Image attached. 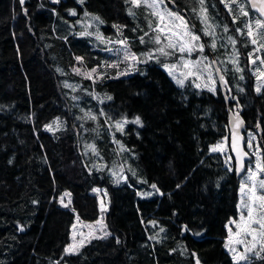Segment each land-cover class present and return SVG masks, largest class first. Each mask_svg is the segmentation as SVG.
Here are the masks:
<instances>
[{"label": "trees", "instance_id": "trees-1", "mask_svg": "<svg viewBox=\"0 0 264 264\" xmlns=\"http://www.w3.org/2000/svg\"><path fill=\"white\" fill-rule=\"evenodd\" d=\"M175 2L201 32L198 2ZM204 8L216 49L201 35L232 92L228 102L219 86H180L141 56L151 46L139 45L151 20L130 0H0V264H264V252L236 263L227 249L241 177L230 147L211 150L229 143V111L238 106L247 123L261 125L264 145V89L253 92L240 22L225 0H204ZM95 22L108 40L121 27L142 60L135 71H105L102 55L101 79L74 71L103 62L99 44L81 35ZM234 50L241 71L229 61ZM101 199L110 234L67 254L72 224L98 219Z\"/></svg>", "mask_w": 264, "mask_h": 264}, {"label": "snow or ice", "instance_id": "snow-or-ice-1", "mask_svg": "<svg viewBox=\"0 0 264 264\" xmlns=\"http://www.w3.org/2000/svg\"><path fill=\"white\" fill-rule=\"evenodd\" d=\"M21 4H23L24 0H20ZM58 3L59 0H56ZM81 3H83V0H80ZM130 2L135 6V7H141L143 6L149 11V14L151 17H153L156 21L155 26H153L152 22L149 21V28L152 30L153 35L151 36V42L158 45V47L155 49L154 52H149L146 54V59H156L159 60L160 56H170L174 55L176 52L181 53V61L182 63L179 64V67L185 69V71L181 72L179 77H177V64L173 65H168L164 64L163 67L169 72L170 75L173 76V78L176 79V83L180 86H183L185 84V80L188 79L189 77L193 78H199L201 74H206L207 79L209 81L213 80V75L214 73L219 74L221 71V68L218 66V62L216 61H209L207 57H203L201 55L200 58H198L195 61H192L191 59H184V54H186L188 57H191V54L196 51L199 53H203L205 44L201 42L200 40V35H196L193 31L192 28L189 27L188 21L184 19L182 15L179 14V12H173L167 7V2L174 3L175 0H130ZM199 4V11L197 13L198 18L201 20L203 23L204 27L201 30V34L205 36H210L212 37V42L209 45V47L213 50L216 49L217 44H216V33H215V26L209 23V18L207 16V11L204 8V0H197ZM253 8H258V6L253 3L251 5ZM228 8L229 12H231V5H226ZM239 9V15L240 16H247L248 13L244 10V6L242 4L238 5ZM130 14L132 13L131 9L129 10ZM193 12H197V9H193ZM258 11L261 13V19L255 20V22L248 21L244 24L243 29H237L241 33V35H246L250 39V43L252 45H258V41L256 38H253L254 32L253 28L257 30V35L261 38L264 39V7H259ZM75 14V13H73ZM237 16L234 15L232 17L233 21L235 22L237 20ZM95 19H99L96 17ZM102 23V21H101ZM247 30L246 32L244 30ZM224 32L228 31V28L225 26L223 28ZM81 35H90V33H81ZM145 35H148V33H145ZM101 38V37H98ZM140 42L145 43L144 37H140ZM117 43H120L124 45V60L125 61H130L131 63L129 64V68H133L135 64L140 63V59L138 56H136L134 53L130 52V49L127 47V41L126 40H120L117 41ZM228 43L233 45L235 49V44L237 41L229 37L228 38ZM261 48H264V43L259 44L254 51L259 52ZM253 53H249L251 56ZM238 56L239 52L238 50H234L233 57H230V62L234 65H238ZM78 61H82V57H77L76 58ZM259 59V57H257ZM253 64H256V60H252ZM260 64L264 65V59L260 60ZM111 67H119V64H112L110 65ZM59 71V69H58ZM74 71L80 72L79 69H74ZM97 71L96 68H93L91 72L88 73H81L86 76V78H91L92 73H95ZM237 71H241L237 67ZM257 71V79H260L261 77H264V72L260 70V68L256 69ZM122 75H126L127 72L121 73ZM218 78L224 82L225 84L227 81L224 80L223 75H218ZM243 77H241L242 79ZM66 87H72L71 85H65ZM197 88L201 87L200 84L195 85ZM204 87H209V90L212 91V89L208 84H205ZM257 91H260V86H257ZM107 99H111V97H107ZM103 114V113H101ZM86 118L89 119H96L95 116H91L90 114H86ZM128 121L126 120H121L115 122V127L118 130H123L122 125L124 123H127ZM135 123L140 124L141 120L139 117H136ZM53 123H57L54 121ZM236 123H241L238 120ZM49 130H51L50 126ZM89 148L92 149L93 152H95V146L94 145H89ZM233 151L237 153V162L239 165L238 171H243L244 170V164H243V157L248 156V153H241V151L237 148L235 139L233 140V143L231 145ZM248 147L251 148L252 145L249 142ZM213 152H224L225 151V146L224 142H221V144H218L216 146H213L211 149ZM258 160H259V154H257ZM231 159V157H229ZM264 172V166H261V164L258 162L256 165V171L253 172L251 168L248 169V176H247V181L248 183H245L241 186V206L243 209L247 210V220H245L244 213H241L240 216V221L245 222V226L242 227L240 222L237 221H232V223L235 225L237 228V235L243 234V235H249L250 233H253L256 231V229L252 228V224L256 223L257 226L262 230L261 231V237L264 238V216H261L260 220H255L253 217V205L259 201V207L260 209L264 210V194L257 195V187L259 190L264 193V179L259 180L258 182L256 181L255 177L257 176L258 173ZM117 183L120 182L118 179L116 181ZM251 184L252 186L249 188L248 184ZM153 188H156V185H152ZM179 187V185H177ZM247 189V192L245 191ZM67 195V194H66ZM61 203H63V198H61ZM67 207L68 205H64ZM155 226V222H151ZM73 228H75V225H73ZM20 230H23L21 228ZM163 231V229H161ZM231 231V229H229ZM107 235V233H105ZM255 238V237H254ZM229 241H232V236H229ZM237 243H244L242 239L237 240ZM81 246H83V241L81 242ZM66 253L70 254L75 251H78V248H76L74 245H69L66 248ZM241 259H245L246 257H240ZM197 264L199 262L197 261Z\"/></svg>", "mask_w": 264, "mask_h": 264}, {"label": "rangeland", "instance_id": "rangeland-1", "mask_svg": "<svg viewBox=\"0 0 264 264\" xmlns=\"http://www.w3.org/2000/svg\"><path fill=\"white\" fill-rule=\"evenodd\" d=\"M52 1H56V0H52ZM245 1L244 0H225V7H226V5H231V12H229V10H228V12L232 15V17L234 15H236L238 17L237 20L235 21L236 23L240 22L237 29H243L244 24L248 21L255 22V20L260 19L256 14L253 15L250 10L246 9ZM239 4H242L244 6V10L248 13V15L246 17L239 15V9H238ZM167 7L173 12H178L172 6H170L168 3H167ZM189 9H191V8H189ZM144 10L149 14V11L146 8H144ZM179 14L182 15L184 17V19L186 20V16L184 14H182L180 12H179ZM149 16H150L149 19L151 20L153 26H155V23H156L155 19L153 17H151L150 14H149ZM189 23H190L189 27L192 28L193 27L192 22H189ZM85 25H86V28H85L84 33L85 32L90 33L89 36L92 38L91 40L94 41L95 44L96 43L99 44V46L96 49L95 56L96 57L101 56V55L102 56H108V58L106 59V61L108 62L107 68H106V65L104 64V61L102 60V56L100 57L101 61H103V62L98 63L96 66L97 71L95 73H92L91 79H93V81H95L96 79L99 80L103 77V75L101 76V74H103V73L102 72L100 73L99 70L102 69L104 67V65L106 68L104 70L105 71L108 70V72H110V73H113L112 72L113 69H115L116 73H118V74H121L123 72L132 73L133 71L136 70L139 63L135 64L133 66V68L130 69L129 64L131 62L124 60V45L117 43V41L123 40V38H122L123 32H122L120 26L116 27L118 32H114V31L112 32V34H114L115 37H110V40H108V38H106L104 36L105 33H103V31L98 28L97 22H95L94 24L86 23ZM192 29L196 35H200V40L203 39L204 42L202 40H201V42H203L205 44V48H204V51L202 54L199 52H196V51H194L191 54V57H188L186 54H184V59H191L192 61H195L198 58H200L202 55L203 57H207L209 61H212V56L210 54H208V52L206 51L208 43L205 42V39L202 37L201 32H199L198 30H195L197 28H192ZM244 31L246 32L247 30L245 29ZM253 32H254L253 38L257 39L258 45L261 43H264V39H261L257 35V30L255 28H253ZM147 33H148V35L143 36L145 43H141L139 40V45H144L149 41L151 42V36L153 35L152 30L150 29ZM238 33L244 39L245 46H247L248 58L250 60L249 71L254 77V82H253L254 91L253 92H256V94H258L264 89V77L257 79V71H256L257 68H260V70L262 72H264V65L260 64V60L264 59V48H261L259 52L254 51V49L258 45H252L250 43V39L246 35H241V33L239 31H238ZM98 37H101V38H98ZM107 43L109 44V46H106ZM95 44L93 45V48H95ZM127 47H128V49H130L131 53H134L136 51V50L132 49L131 45L129 44V41H127ZM157 47H158V45L151 42V46L147 50L142 51L141 56L146 57L147 53L154 52ZM249 53H253V54L250 56ZM134 54L137 56L136 53H134ZM181 55H182L181 53L176 52L174 55L160 56L159 60H156V59H148V60H153L155 63L160 64L162 67H163L165 61H168L167 62L168 65L177 64L178 68L176 71H177V77H179L180 73L185 71V69L179 67V64L182 63ZM257 57H259V59H257ZM252 60H256V64H253ZM141 61L142 60L140 59V62ZM79 62H83V61H79ZM112 64H119V67H111L110 65H112ZM225 66H227V64ZM234 66L236 67V65L233 64L232 67H234ZM237 67L240 69L239 65H237ZM79 70H81V73L91 72V70H88V69L84 70V68L82 67L81 64H79ZM113 75H115V74H113ZM82 76L84 78H86L85 75L82 74ZM173 79L176 81L175 78H173ZM238 79L240 82L243 81V78L241 79V75H238ZM213 80H214V83L207 79L206 74H201L199 76V78L189 77L188 79L185 80V83L192 82L195 85L198 83L201 85V87H199V88L209 89V87H204L205 84H208L212 89L215 90L217 88V86H219V83H218V80L216 77V73H214V75H213ZM258 85L260 86V91L256 90ZM243 88H244V83L241 84V89L243 90ZM259 131H261V125H259ZM244 133H245V138H246V147H247L248 152L252 156V160H250L248 162L247 169L241 176V185L239 188V200H238V213L235 217L231 218V220L228 223V237H227V241H226L227 249L231 253V255H232V257L236 263L245 262V261L249 260L252 255H258L259 256V255L263 254V252H264V238L261 237V231L262 230L257 226L256 223L252 224V228L256 229V231L253 233H250L249 235H243V234L237 235V228L232 223V221H237V222L241 223L242 227L245 226V222L240 221V216H241L242 212L244 213L245 220H247V210L243 209L241 206V196H242L241 186L245 183H248L246 178L248 176V169L249 168H251L252 171L255 172L256 171V165L258 162L261 164V166H264V145L261 142V139H259L258 133L256 132V129L254 127V124L251 125L250 123H248ZM223 142H224L225 152H226V150H229L230 141L228 143V140L225 139ZM249 142L252 145L251 148L248 147ZM257 154H259V160H258ZM255 179L257 182L261 179H264V172L258 173L257 176L255 177ZM251 186L252 185L249 183L248 187L250 188ZM245 191L247 192V189ZM261 194H264V193H262L259 190V188L257 187V195H261ZM100 201L102 203V206H101V211H100L101 214H100L98 219L81 220V219L76 218L75 222L72 224V227H71L70 240H69L67 247L69 245H74L76 248L79 249L80 247H82L81 246L82 241H83V245H84V243L89 239H93V238H97V237H107L110 234V230L108 228V224H107V220H106V211L108 210V207H109L108 201L106 202L102 199ZM68 202H69V200L67 197L63 201V204H66ZM253 208H254L253 217L255 220L258 221L261 219V216H264V210L260 209L259 201H257L253 205ZM73 225H75V228H73ZM229 229H231V231H229ZM105 233H107V235H105ZM230 235L232 236L231 242L229 241ZM240 239H242L244 241V243L241 244V243L236 242L237 240H240ZM242 256L246 257V258L241 259L240 257H242Z\"/></svg>", "mask_w": 264, "mask_h": 264}, {"label": "water", "instance_id": "water-1", "mask_svg": "<svg viewBox=\"0 0 264 264\" xmlns=\"http://www.w3.org/2000/svg\"><path fill=\"white\" fill-rule=\"evenodd\" d=\"M248 2V4L250 5L251 9L256 13V15L261 19V13L258 11L259 7H264V0H246ZM255 3L258 8H253L251 5ZM172 7H177V4L171 3ZM212 61H216L218 62V60L216 59V57L212 58ZM218 66L219 62H218ZM221 68V67H220ZM218 75H223L224 77V73L223 70L221 68V71L219 74H216L218 83H219V87L221 89V91L223 92L226 101L228 102L229 100L233 99V95L231 90L228 88L227 83L225 84L224 82H222L219 78ZM224 80L226 81L225 77ZM238 102V101H237ZM239 121L241 123H236V121ZM248 123L245 120V118L242 115V107L238 106L237 110L232 111L230 110V115H229V129H230V152H231V156L234 160V164H235V171L238 177H241L242 174L246 171L247 169V164L250 160H252V156L251 154L248 152L247 147H246V138H245V129L247 127ZM256 132H259V125H257L255 127ZM235 139L237 148L241 151V153H248V156L243 157V164H244V170L243 171H238L239 165L237 162V153L235 151H233L231 145L233 143V140Z\"/></svg>", "mask_w": 264, "mask_h": 264}, {"label": "flooded vegetation", "instance_id": "flooded-vegetation-1", "mask_svg": "<svg viewBox=\"0 0 264 264\" xmlns=\"http://www.w3.org/2000/svg\"><path fill=\"white\" fill-rule=\"evenodd\" d=\"M166 2H167V0H166ZM168 4H169V2H167ZM176 3V2H175ZM177 4V3H176ZM174 9L175 10H177L178 12H180V13H182V14H186L185 12V10H183L179 5H177V7H174ZM187 16V15H186ZM191 22V21H190ZM234 99V98H233Z\"/></svg>", "mask_w": 264, "mask_h": 264}, {"label": "bare ground", "instance_id": "bare-ground-1", "mask_svg": "<svg viewBox=\"0 0 264 264\" xmlns=\"http://www.w3.org/2000/svg\"><path fill=\"white\" fill-rule=\"evenodd\" d=\"M169 4L172 5L171 2H169ZM94 13H95V12H94ZM229 113H230V111H229ZM29 139H30V138H29Z\"/></svg>", "mask_w": 264, "mask_h": 264}]
</instances>
